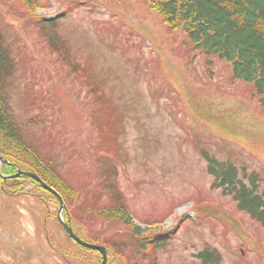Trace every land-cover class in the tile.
I'll use <instances>...</instances> for the list:
<instances>
[{
    "label": "rangeland",
    "instance_id": "rangeland-1",
    "mask_svg": "<svg viewBox=\"0 0 264 264\" xmlns=\"http://www.w3.org/2000/svg\"><path fill=\"white\" fill-rule=\"evenodd\" d=\"M39 17L58 22L66 50L92 69L88 81L102 83L113 111H98L82 73L41 35ZM0 30L16 61L6 94L22 136L73 190L64 216L82 240L107 245L106 264H210L198 258L204 249L218 264H264V226L207 171L205 154L241 177L254 173L264 190V95L233 79L228 62L191 49L144 0H0ZM110 184L133 224L102 218ZM22 185L10 195L0 182V264H101L98 251L65 235L52 193L43 188L42 203L31 181ZM160 234L159 248L145 250Z\"/></svg>",
    "mask_w": 264,
    "mask_h": 264
},
{
    "label": "trees",
    "instance_id": "trees-1",
    "mask_svg": "<svg viewBox=\"0 0 264 264\" xmlns=\"http://www.w3.org/2000/svg\"><path fill=\"white\" fill-rule=\"evenodd\" d=\"M21 1L31 5L34 0ZM144 1L171 32H181L184 35L191 49L225 60L230 64L233 79H240L251 84L257 96L264 95V0ZM39 19L41 18H37L38 29L49 46L61 55L62 61L67 60L70 63L76 75L82 73L83 85H89L90 95L93 99L100 101L101 104L96 103L98 111L111 110L113 107L110 106L109 101L106 102L111 96L104 92L102 83L94 75L95 83L88 81V77L93 74L92 69L84 66L83 62L80 64L76 56L66 50L67 39L58 32V22ZM9 44L10 42L5 39L0 30V155L8 161L2 166L1 171L4 174H10L15 171V167H18L24 171L33 172L46 184L52 186L64 200L67 198L71 201L73 190L56 170L52 160H44L45 158L39 156L35 148L26 142L22 136L21 126L11 111L6 88L11 84L10 78L14 74L16 61ZM13 153L25 156L30 160V164L22 167L19 160L11 158L10 155ZM205 158L208 162V174L213 177L212 186L221 188L225 195H231L232 199L237 202L238 209L247 212L251 218L264 226V190L259 191L256 175L254 173L246 175L247 173L244 172L243 175L248 176L250 181V184H246L245 176L241 177L233 164L217 161L207 154ZM23 180H29L35 185L36 191L32 194L44 203L43 194L46 192L33 180L20 177L3 182L0 177L2 188L9 189L10 195L22 194ZM110 189L112 190L110 208L102 210V218L123 222L126 225L133 224L129 210L124 201H121L122 196L119 190L113 187V184H110ZM48 195L58 201L56 197L49 193ZM135 226L136 229L139 228L138 225ZM166 237L167 235L164 236V234L156 235L154 239L145 244V250L149 245L159 248L158 240L164 241L163 238ZM135 242L141 247L139 238H136ZM102 244L106 242L102 241ZM198 258L204 263H219V254L210 249L201 251ZM128 264L140 263L128 261ZM144 264L157 263L147 261Z\"/></svg>",
    "mask_w": 264,
    "mask_h": 264
},
{
    "label": "water",
    "instance_id": "water-1",
    "mask_svg": "<svg viewBox=\"0 0 264 264\" xmlns=\"http://www.w3.org/2000/svg\"><path fill=\"white\" fill-rule=\"evenodd\" d=\"M3 163H5V159L0 156V165ZM20 176H26V177L34 179L42 188L50 191L54 196L57 197V199L59 200L58 221L62 225L66 235L69 238L76 241L79 245H81L85 248L99 251L102 255L101 264H106L107 254H106L105 248L103 246L94 245V244L84 242L77 235L74 234V232H73L72 228L70 227V225L68 224V222H66L65 219L62 217V210L64 208L63 199L53 188H51L47 184H45L35 173H31V172H27V171L25 172V171H22L20 169H16V172L14 174L9 175V176H2V178L6 179L9 177H20Z\"/></svg>",
    "mask_w": 264,
    "mask_h": 264
}]
</instances>
